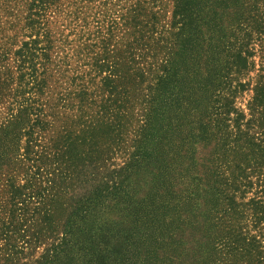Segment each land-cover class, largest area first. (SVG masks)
Listing matches in <instances>:
<instances>
[{"label": "trees", "instance_id": "16d2710c", "mask_svg": "<svg viewBox=\"0 0 264 264\" xmlns=\"http://www.w3.org/2000/svg\"><path fill=\"white\" fill-rule=\"evenodd\" d=\"M172 3L0 0V264H264V0Z\"/></svg>", "mask_w": 264, "mask_h": 264}, {"label": "rangeland", "instance_id": "374dc122", "mask_svg": "<svg viewBox=\"0 0 264 264\" xmlns=\"http://www.w3.org/2000/svg\"><path fill=\"white\" fill-rule=\"evenodd\" d=\"M166 1H167V6H166V8L164 10L165 20L163 21V23L165 25L166 24L168 25L170 23V16H171V13H172L173 3H172V0H166ZM168 27L169 26H167V28ZM248 98H249V94H246L243 99L240 98V100L238 101V104L242 105L245 108L246 107V103L248 101Z\"/></svg>", "mask_w": 264, "mask_h": 264}]
</instances>
